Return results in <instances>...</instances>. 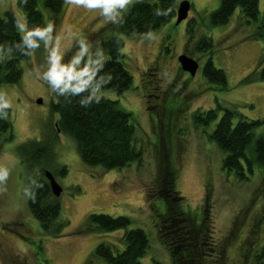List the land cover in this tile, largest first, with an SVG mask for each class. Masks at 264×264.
<instances>
[{
	"label": "rangeland",
	"instance_id": "obj_1",
	"mask_svg": "<svg viewBox=\"0 0 264 264\" xmlns=\"http://www.w3.org/2000/svg\"><path fill=\"white\" fill-rule=\"evenodd\" d=\"M136 1L106 13L102 6L90 8L66 0L63 14L54 22L44 10L46 26L51 24L52 30L22 62L19 82L0 84V108L10 107L13 121L11 140L0 138V168L9 170L7 179L0 182V264H106L95 254L97 245L106 242L121 251L126 229L87 231L86 219L92 213L125 216L131 221L127 229H143L150 241L143 264L178 262L180 254L167 233L179 221L163 214L165 202L155 194L163 186L153 187L161 171L176 172L166 187L173 184L180 197L182 208L172 207L171 213L185 218V234L195 236L196 225L202 219L206 222L203 228L209 231L202 232L211 235L215 248L208 256L211 262H205L252 264L249 253L264 247V167L255 164L254 174L245 180L228 174L223 168L224 153L210 137L225 109L250 120H264V40L254 37L264 15V0H259V16L251 25L241 23L237 9L227 23L215 26L210 15L220 0H188L191 9L181 23L176 24V16L150 35H127L117 30V17L119 10L127 11ZM6 11H12L27 30L17 0H0V15ZM190 29L195 44L201 42V35L212 37L210 52L191 47ZM115 35L123 40L132 85L121 95L101 90L97 97L118 100L131 114L141 157L130 166L106 170L82 161L76 141L62 129L59 114L52 109L61 91L47 84L45 73L57 61V71L66 80L82 59H104L101 43ZM182 54L200 65L188 88H182L185 76L178 61ZM208 54L214 66L225 71L226 85L204 78ZM39 98L43 103H37ZM212 109L218 113L215 120H196ZM263 131L264 123L247 148L248 156L254 155V143ZM33 142L51 147L52 153L42 164L63 188L57 200L61 217L69 224L61 228L60 236L45 232L29 209L23 154ZM167 154L171 163L163 168L160 162ZM247 245L252 251L245 249Z\"/></svg>",
	"mask_w": 264,
	"mask_h": 264
},
{
	"label": "trees",
	"instance_id": "obj_2",
	"mask_svg": "<svg viewBox=\"0 0 264 264\" xmlns=\"http://www.w3.org/2000/svg\"><path fill=\"white\" fill-rule=\"evenodd\" d=\"M65 3L66 0H17L25 15L27 30L46 27L44 10L54 22L63 14ZM177 7L178 0H137L127 11L119 10L117 30L127 35H150L176 18ZM237 9L242 18L241 23L251 25L259 16V0H220L219 7L211 13L210 19L215 26L223 25ZM18 20L12 11L0 15V84L19 82L23 74L22 62L29 58L32 50L39 49L45 40L46 32L44 36L33 37L36 43L29 45L17 27ZM193 31L190 29V38L188 37L189 42L192 40L191 47L196 46L194 48L203 51L207 48L210 52L212 37L201 35V42L196 41L195 44ZM254 37L264 40V15ZM123 45V40L117 35L104 39L101 50L105 58L99 59L95 56L82 59L70 76L72 79L65 80L69 82V86L64 88L63 83L58 85V89L63 88L64 91L52 104V109L59 114L60 126L76 141L82 161L88 166L98 165L106 170L130 166L141 157V151L137 147L136 126L131 114L119 106L118 100L97 97V92L101 90L120 95L132 85L133 77L124 62ZM203 76L209 83L221 87L227 83L225 71L214 66L210 55L204 64ZM78 86L81 88L79 92L75 91ZM11 113L8 106L0 108V138L5 140H11L13 136ZM201 114L196 116V120H203L205 123L218 116L216 109L210 110L205 117ZM236 117L238 118L235 122ZM263 123L264 120H250L237 115L234 110H224L210 137L224 153L223 168L228 174L233 173L238 179L245 180L254 174L255 164L264 167V131L254 143V155L250 157L247 154L249 144ZM31 144L30 151L26 155L22 153L27 166L29 209L45 232L60 236L61 228H66L69 222L61 217V205L51 193L50 184L45 177L47 168L42 164V160L48 159L52 153L51 147L47 143ZM167 157L164 162H160L163 168L171 163L168 154ZM66 171L64 168L63 173ZM171 173L172 179L169 177ZM171 173L169 171L167 175L165 171H161L158 182L153 187L163 186L162 190L155 193L165 202L163 214L167 212L170 218L179 221L167 233L180 254L178 262L173 259V264H206L204 260L210 261L208 256L215 248L211 246L212 237L206 232L208 228H203V224L206 226L204 219L196 225L197 234L187 236L185 218L182 214L171 213L172 207L182 208L178 200L180 197H177L174 185L171 184L176 178V172ZM168 180H171L167 186L169 188L166 187ZM86 220L87 231L112 232L126 229L121 239L124 244L121 251H115L114 246L106 242L97 245L95 254L106 264H143L141 260L150 248L149 237L141 228L127 229L131 222L128 217L92 213ZM204 229L206 230L202 232ZM168 244L171 242L166 245ZM250 248L245 246V249L252 251ZM253 251L249 253L251 263L264 264V247ZM217 263L218 261L209 264Z\"/></svg>",
	"mask_w": 264,
	"mask_h": 264
},
{
	"label": "clouds",
	"instance_id": "obj_3",
	"mask_svg": "<svg viewBox=\"0 0 264 264\" xmlns=\"http://www.w3.org/2000/svg\"><path fill=\"white\" fill-rule=\"evenodd\" d=\"M75 2L82 3L90 8L102 6L103 11L107 13L112 12L114 9L124 7L129 3V0H75ZM17 27L23 33V38L29 45H34L36 43L33 37L44 36L45 32H50L52 30L51 24H48L45 28L26 30L25 24L19 20L17 21ZM45 76L49 79L50 84L58 86L63 83L64 88L69 86V82H65L63 74L57 71V61L52 62V65L45 73ZM71 79L72 77H69V80ZM80 90V86L75 87V91L79 92ZM60 91L63 92L64 89L61 88ZM8 174L9 170L7 168H0V182L5 181L8 177Z\"/></svg>",
	"mask_w": 264,
	"mask_h": 264
},
{
	"label": "water",
	"instance_id": "obj_4",
	"mask_svg": "<svg viewBox=\"0 0 264 264\" xmlns=\"http://www.w3.org/2000/svg\"><path fill=\"white\" fill-rule=\"evenodd\" d=\"M190 9H191V3L188 0H182L179 2L176 12V16H177L176 24H179L183 20H186L188 18ZM178 61L184 71L189 72L191 76L196 75L199 69V63L195 59L185 54H182L178 57ZM51 87L53 89H56L57 85L52 84ZM37 103L39 104L43 103L42 98H39L37 100ZM45 177L50 184L52 195L56 198H59L63 192L62 186L57 182L56 178L54 177L51 171L45 170Z\"/></svg>",
	"mask_w": 264,
	"mask_h": 264
},
{
	"label": "flooded vegetation",
	"instance_id": "obj_5",
	"mask_svg": "<svg viewBox=\"0 0 264 264\" xmlns=\"http://www.w3.org/2000/svg\"><path fill=\"white\" fill-rule=\"evenodd\" d=\"M184 53H187L188 54V52H187V50H185V52ZM179 65H180V63H179ZM199 68H200V65H199ZM180 69L183 71V76H185L184 77V79H183V85H182V88H185V87H192V84H193V82H194V78L197 76V73H198V71H199V69H198V71H197V73H196V75L195 76H191V74L189 73V72H187V71H184L183 69H182V67H181V65H180ZM48 82H47V84H49L50 85V87H51V84L49 83V79L47 80ZM124 93V92H123ZM122 93V94H123ZM117 94V93H116ZM121 95V94H120ZM112 100V99H111ZM114 101H116V100H114Z\"/></svg>",
	"mask_w": 264,
	"mask_h": 264
}]
</instances>
